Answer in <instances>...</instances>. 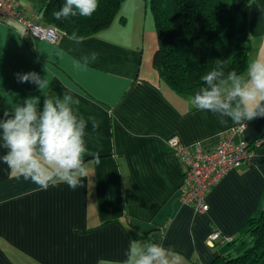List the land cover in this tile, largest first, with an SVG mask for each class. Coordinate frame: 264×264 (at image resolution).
Instances as JSON below:
<instances>
[{
    "label": "crops",
    "instance_id": "0c3cea01",
    "mask_svg": "<svg viewBox=\"0 0 264 264\" xmlns=\"http://www.w3.org/2000/svg\"><path fill=\"white\" fill-rule=\"evenodd\" d=\"M46 1L16 0L36 22H43ZM120 10L109 26L77 36L80 42L68 33L56 43L35 39L14 19H0V117L30 96L42 106L36 85L17 74L44 78L47 65L44 94L71 95L79 102L74 109L99 124L93 130L88 123L89 174L75 190L65 183L40 190L0 160V264H122L131 239L171 247L180 264H209L220 244L264 209V117L246 122L245 139L262 142L250 162L208 190L207 211L180 201L182 164L166 140L212 149L236 124L197 110L193 95L160 78L155 22L144 0H124ZM248 32L249 64L264 58V0H251ZM5 152L0 146V157ZM215 231L220 237L208 242Z\"/></svg>",
    "mask_w": 264,
    "mask_h": 264
},
{
    "label": "clouds",
    "instance_id": "9594fccd",
    "mask_svg": "<svg viewBox=\"0 0 264 264\" xmlns=\"http://www.w3.org/2000/svg\"><path fill=\"white\" fill-rule=\"evenodd\" d=\"M98 8V0H65L56 18L79 14L91 16ZM70 39L80 42L73 33ZM82 39V38H81ZM47 73L42 78L33 71L17 74L20 83H32L44 96H30L0 117V146L6 149L0 160L11 174L23 177L47 190L65 183L72 190L82 187L88 176L85 160L88 153L86 129L89 121L93 130L99 127L95 118L85 119L73 107L79 102L71 95L49 98L44 94ZM203 86L195 91L191 103L197 110L211 112L220 123L246 127L245 122L264 117V58L252 60L242 74L235 70L225 73L213 68L201 77ZM97 163L99 158L97 156ZM122 264H180L181 257L163 243L130 240Z\"/></svg>",
    "mask_w": 264,
    "mask_h": 264
},
{
    "label": "trees",
    "instance_id": "16d2710c",
    "mask_svg": "<svg viewBox=\"0 0 264 264\" xmlns=\"http://www.w3.org/2000/svg\"><path fill=\"white\" fill-rule=\"evenodd\" d=\"M124 0H98L89 17L56 18L65 0H47L41 19L66 33L83 36L110 25ZM152 12L158 46L153 65L174 91L193 95L213 68L245 72L251 51V0H144ZM238 237L220 244L209 264H264V209L249 217Z\"/></svg>",
    "mask_w": 264,
    "mask_h": 264
},
{
    "label": "built area",
    "instance_id": "2783aa9c",
    "mask_svg": "<svg viewBox=\"0 0 264 264\" xmlns=\"http://www.w3.org/2000/svg\"><path fill=\"white\" fill-rule=\"evenodd\" d=\"M9 17L24 29L32 38L56 43L67 33L58 27L36 22L25 17L19 9L16 0H0V19ZM246 123V122H245ZM246 127L234 125L228 134L220 139L212 149H205L200 144L187 146L181 143L177 136L166 140L167 146L177 155L183 170V182L180 187L179 199L184 204H190L197 212H206V194L230 170L250 162L254 148L261 140L249 143L244 136ZM220 237L219 232H213L208 242L213 243Z\"/></svg>",
    "mask_w": 264,
    "mask_h": 264
},
{
    "label": "rangeland",
    "instance_id": "374dc122",
    "mask_svg": "<svg viewBox=\"0 0 264 264\" xmlns=\"http://www.w3.org/2000/svg\"><path fill=\"white\" fill-rule=\"evenodd\" d=\"M225 1L230 2L231 0H225ZM121 6H122V5H121ZM120 9H121V7H120ZM120 9H119V11L116 13V16H117V17L120 15V11H121ZM116 16H115V17H116Z\"/></svg>",
    "mask_w": 264,
    "mask_h": 264
}]
</instances>
